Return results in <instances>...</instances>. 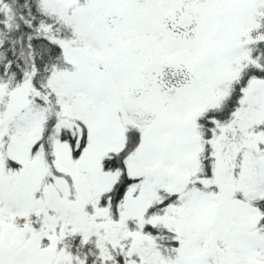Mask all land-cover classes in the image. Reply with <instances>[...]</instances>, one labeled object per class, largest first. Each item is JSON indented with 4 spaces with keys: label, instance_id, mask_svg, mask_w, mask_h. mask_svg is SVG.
<instances>
[{
    "label": "snow or ice",
    "instance_id": "obj_1",
    "mask_svg": "<svg viewBox=\"0 0 264 264\" xmlns=\"http://www.w3.org/2000/svg\"><path fill=\"white\" fill-rule=\"evenodd\" d=\"M0 264H264V0H0Z\"/></svg>",
    "mask_w": 264,
    "mask_h": 264
}]
</instances>
